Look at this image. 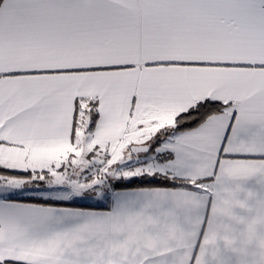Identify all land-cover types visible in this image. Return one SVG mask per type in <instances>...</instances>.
Returning a JSON list of instances; mask_svg holds the SVG:
<instances>
[{
    "label": "snow or ice",
    "instance_id": "snow-or-ice-1",
    "mask_svg": "<svg viewBox=\"0 0 264 264\" xmlns=\"http://www.w3.org/2000/svg\"><path fill=\"white\" fill-rule=\"evenodd\" d=\"M0 264H264V0H0Z\"/></svg>",
    "mask_w": 264,
    "mask_h": 264
},
{
    "label": "crops",
    "instance_id": "crops-1",
    "mask_svg": "<svg viewBox=\"0 0 264 264\" xmlns=\"http://www.w3.org/2000/svg\"><path fill=\"white\" fill-rule=\"evenodd\" d=\"M83 200H85V198ZM83 200H81V198H79V200H77L76 197H75L73 200L68 201L67 203H77V204H79ZM88 202L92 203L91 201H88Z\"/></svg>",
    "mask_w": 264,
    "mask_h": 264
},
{
    "label": "rangeland",
    "instance_id": "rangeland-1",
    "mask_svg": "<svg viewBox=\"0 0 264 264\" xmlns=\"http://www.w3.org/2000/svg\"><path fill=\"white\" fill-rule=\"evenodd\" d=\"M79 198H81V200H83L85 197H76L77 200H79ZM89 201H91V200H89ZM91 202H93V201H91Z\"/></svg>",
    "mask_w": 264,
    "mask_h": 264
},
{
    "label": "trees",
    "instance_id": "trees-1",
    "mask_svg": "<svg viewBox=\"0 0 264 264\" xmlns=\"http://www.w3.org/2000/svg\"><path fill=\"white\" fill-rule=\"evenodd\" d=\"M69 206L78 205L77 203H68Z\"/></svg>",
    "mask_w": 264,
    "mask_h": 264
}]
</instances>
